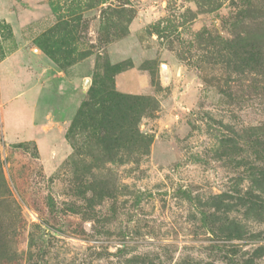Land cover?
<instances>
[{
    "label": "rangeland",
    "instance_id": "1",
    "mask_svg": "<svg viewBox=\"0 0 264 264\" xmlns=\"http://www.w3.org/2000/svg\"><path fill=\"white\" fill-rule=\"evenodd\" d=\"M0 164V264H264V0H0Z\"/></svg>",
    "mask_w": 264,
    "mask_h": 264
},
{
    "label": "trees",
    "instance_id": "2",
    "mask_svg": "<svg viewBox=\"0 0 264 264\" xmlns=\"http://www.w3.org/2000/svg\"><path fill=\"white\" fill-rule=\"evenodd\" d=\"M106 101L109 103L108 105V109H112L111 106H116V107H120L121 105H123L124 103H126L129 99V97L127 96H124V95H120V94H117L115 93L114 91H107L106 92ZM102 101V99H101ZM5 177L3 175V172H2V169H1V164H0V187L1 188H4L5 187ZM1 195V194H0ZM5 200L4 199H1L0 200V203L1 202H4Z\"/></svg>",
    "mask_w": 264,
    "mask_h": 264
}]
</instances>
